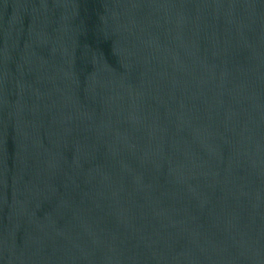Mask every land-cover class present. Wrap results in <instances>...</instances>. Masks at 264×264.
<instances>
[{
    "label": "water",
    "instance_id": "water-1",
    "mask_svg": "<svg viewBox=\"0 0 264 264\" xmlns=\"http://www.w3.org/2000/svg\"><path fill=\"white\" fill-rule=\"evenodd\" d=\"M0 264H264V0H0Z\"/></svg>",
    "mask_w": 264,
    "mask_h": 264
}]
</instances>
